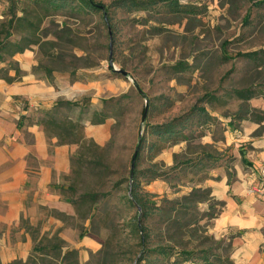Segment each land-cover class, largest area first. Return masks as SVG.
Wrapping results in <instances>:
<instances>
[{"label": "rangeland", "instance_id": "1", "mask_svg": "<svg viewBox=\"0 0 264 264\" xmlns=\"http://www.w3.org/2000/svg\"><path fill=\"white\" fill-rule=\"evenodd\" d=\"M94 1L110 5V23L105 22L101 11L86 10L76 0L56 10L29 0H0V41L21 36L38 40L12 56L7 49L0 48L1 58H4L0 60V73L5 71L3 68L8 70L34 60L30 68L46 67L51 81L54 76L68 74L70 80L78 79L79 94L70 100H79V105L60 106L54 115L59 119L81 117L83 121L103 103L101 111L109 114L111 120L109 137L102 143L103 147L82 148L84 155L78 160L73 157L68 172H54V181L48 188L66 200V196L70 199L83 192H96L93 220L90 222L87 217L89 206L85 201L73 204L72 214L36 202L30 215L22 213L19 226L30 235L37 230L38 239L57 233L65 239L66 248L77 245L79 264H135L142 253L140 231L135 225L140 213L135 212V207L127 203L124 196L135 145L142 134L151 138L144 131L145 122H163L191 114L189 111L196 104L219 115H231L240 105L235 90L254 82L260 85L255 87L256 91L264 94V63L240 54L244 50L264 47V3L257 4V0H176L177 5L175 2L170 5L161 0L153 9L129 12L114 6L113 0ZM186 6L192 10H179ZM13 12L26 15L27 20L12 19ZM109 65L125 69L127 75L121 76ZM119 95L122 98L117 100ZM91 98H95V106L91 105ZM104 99L110 100L104 102ZM145 100L147 111L142 118ZM42 112L43 109H39L40 116ZM195 119V115L188 118L184 132L197 133ZM216 130L222 131L219 124ZM47 131L51 133L50 129ZM26 137L30 138L29 132ZM49 142L52 149L54 144ZM168 145L153 158L142 149L137 163L139 169L156 161L160 170L168 172L166 178L157 177L166 181L165 190L146 189L157 202L145 222L150 233L147 246L163 244L192 248L208 245L211 241V245L217 244L218 238L202 241L209 222L205 212L201 208L190 211L180 204L188 202L190 196L186 192L196 176L190 172L188 164L180 163L181 160L194 156L199 150L213 154L216 151L211 143L199 138L173 147ZM78 147L79 144L76 149ZM168 159L170 163L167 164ZM171 165L176 168H170ZM41 194L38 189L36 196L45 199L46 190ZM28 196L32 197V191ZM199 204L203 207L202 202ZM214 205L219 206L216 202ZM197 214L194 226L180 227L178 222ZM165 216L176 219L172 221ZM194 228L198 232H192ZM228 248L226 242L216 247L223 255ZM34 254L50 257L38 250ZM45 263L46 260L42 263L37 259L33 264ZM163 263L166 264H160ZM182 264L193 262L187 259Z\"/></svg>", "mask_w": 264, "mask_h": 264}, {"label": "crops", "instance_id": "2", "mask_svg": "<svg viewBox=\"0 0 264 264\" xmlns=\"http://www.w3.org/2000/svg\"><path fill=\"white\" fill-rule=\"evenodd\" d=\"M33 63L34 60L18 64L22 73L13 81L0 78V264L28 256L33 240L19 226V221L22 213L31 214L33 204L46 203L65 213H74L71 202L48 188L54 181V172L70 170V154L77 144L56 142L57 137L48 135L38 118L39 109L52 107L58 98L76 99L80 86L78 79L70 80L68 74L54 76L51 81L47 68L33 70L30 68ZM91 99V105L95 106V98ZM248 103L264 110L263 96L252 97ZM218 117L222 131L216 132V125L211 126L204 129L199 140L211 143L222 156L231 154V160L197 173L188 189L208 187L210 196L222 202L220 211L210 219L207 232L229 245L227 264H264V193L251 189L264 167V119L241 118L228 125L226 118ZM83 124L85 134L98 143L109 137L110 117L101 123H91L87 116ZM26 132L30 133L29 139ZM49 141L54 144L52 149ZM180 142L183 141L168 147ZM143 186L150 191L167 188L162 178ZM38 189L42 194L46 190L45 199L36 196ZM31 191L32 197H27Z\"/></svg>", "mask_w": 264, "mask_h": 264}, {"label": "trees", "instance_id": "3", "mask_svg": "<svg viewBox=\"0 0 264 264\" xmlns=\"http://www.w3.org/2000/svg\"><path fill=\"white\" fill-rule=\"evenodd\" d=\"M31 2L37 4H43L45 7H50L53 10L58 9L65 5L67 2L70 3V0H29ZM80 6L88 9L99 10L102 12V16L105 19L106 23H110V5L96 3L94 0H76ZM161 0H113V5L117 7L123 8L124 11H137V10H150L155 7V5L160 2ZM168 4L175 5L178 4L176 0H166ZM257 4L264 3V0H257ZM182 11H191L192 8L190 6H186L183 8H179ZM12 19L17 18L18 20L26 21V15L20 14L17 15L16 13H11L10 16ZM11 22V21H10ZM28 24L32 23L29 21ZM28 40V42H23L24 40ZM37 38H29L26 36H21L20 39L16 38L10 40L0 41V48L1 50L7 49L9 54L14 55V53L20 52L24 50V48L30 43H37ZM10 48V49H9ZM6 51V50H5ZM242 55L250 56L260 63H264V47H260L257 49L251 50H244L240 52ZM3 60L4 58H1ZM110 69L115 71H119L121 76L124 75L120 70H116L114 68ZM3 73H0V78H4L6 81H13L20 77L21 69L18 66H14L8 68ZM13 70V72H9V70ZM258 84L256 82L249 84L243 88H239L235 90V94L240 101V105L238 106L237 110L231 115H219L212 111L207 110V108L203 106H198L197 104L194 105L189 112L191 114H184L182 116H176L171 120H166L163 122L157 123H148L145 122L144 131L146 134L151 135V138H147L143 134L140 135L135 148L131 154H134V166L133 168L130 167V174L128 179V187L125 193L124 199L130 205L135 207V212L139 215L138 222H136V226L139 228V239L140 245L142 246V253L138 256V261L135 264H160L161 262H166V264H182L184 260L189 259L190 262L193 264H227L228 257L227 255L221 254L217 251L216 247L219 246L222 241L219 239L217 244L212 243V241L205 246L194 245L192 248L188 247H181L177 248L176 245H163L157 244L155 246H147L146 240L149 237V232H147V224L145 223L147 220V216L150 213L151 207L155 204L157 205L156 200L151 199V194L144 188V183L148 182L146 179H153L157 177H164L167 176L166 170H160L157 166V162L155 161L153 165L145 167V168H137V163L139 157L141 155V150L144 149L145 152H149L150 157H154L156 153L164 147L166 144L176 143L178 141H194L198 139L200 135L204 132V129L210 128L211 126L217 125L220 123V119L218 117L221 116L222 118L227 119V124L230 125L233 122H237L238 119L241 118H251L261 121L264 119V110L258 109L256 107L251 106L248 103V100L252 97L263 96L261 92L256 91L255 87ZM260 86V85H258ZM121 95H124L121 94ZM121 95L117 96V100L122 98ZM110 99H104V102H108ZM63 105H79V100H70V99H57L52 107L43 109V116L38 118V122H40L43 126L44 131L48 135H54L57 137V141L59 143H68L74 142L79 144L78 149L70 154V165L73 161V157L76 156V160L80 159L84 152L82 148H90L91 146L94 147H103V144L98 143L95 141L91 136H87L84 132V124L81 117L77 120L69 118L59 119L54 114L57 111V108ZM103 103L100 109H93L88 116V119L91 123H101L109 114L101 111L103 110ZM95 115H99V117H94ZM195 115V125L199 128V132L195 134H189L188 132H184L183 128L187 125L188 118ZM146 121V120H145ZM51 131L48 133L47 130ZM257 132V130L255 131ZM208 145V144H206ZM215 150V149H214ZM216 151V150H215ZM130 158V161H131ZM231 160V154L222 156L219 152L216 151L215 154L209 152L207 150H199L195 153L194 156H186L181 160L180 163L188 164L191 168V173H201L202 170H206L207 167L217 166L228 163ZM159 163V162H158ZM131 165V163H130ZM157 166V167H156ZM170 168H176L174 165H171ZM71 170V169H70ZM210 190L208 187L203 186H192L186 194L190 196L188 202H182L181 205L186 206L185 208L194 210L202 209L205 212V217L210 219L217 215L222 207V202L219 200H215L210 196ZM194 197V198H192ZM68 201L75 205L77 201H85L88 202V213L87 217H89L90 222L93 220L95 214L94 209L96 208V201L98 198V194L94 191L83 192L79 196L75 198H70L66 196ZM203 203V207L199 206V203ZM204 202L207 205H204ZM214 202L218 203L219 206H215ZM73 205V206H74ZM157 210L160 207L154 206ZM60 213V212H59ZM201 214H199L200 217ZM167 219L174 221L176 218L165 216ZM197 216L189 217L186 221L178 222L180 223V227H185L186 225L194 226L197 223ZM144 222V223H143ZM209 223V222H208ZM207 223V226H208ZM198 229V225H196ZM196 228L192 230V232H198ZM37 230L32 231L31 237L33 240V244L28 256L23 258H14L9 264H33L37 262L39 259L42 263L46 260L45 264H79L78 262V249L75 247L66 248V241L63 237L58 235L57 233H53L50 237L46 235H42L40 239L37 238L35 234ZM204 235L202 241L211 240L213 237L212 234L204 230ZM80 235H83V232H80ZM204 243V242H202ZM215 244V245H214ZM200 246V247H199ZM175 247V248H174ZM38 250L42 254L50 255L49 258H46L45 255L43 256H36L34 252ZM58 259V260H56ZM183 260V261H182ZM164 264V263H163Z\"/></svg>", "mask_w": 264, "mask_h": 264}, {"label": "built area", "instance_id": "4", "mask_svg": "<svg viewBox=\"0 0 264 264\" xmlns=\"http://www.w3.org/2000/svg\"><path fill=\"white\" fill-rule=\"evenodd\" d=\"M251 189L264 193V167L260 169V176L258 182H253L251 184Z\"/></svg>", "mask_w": 264, "mask_h": 264}, {"label": "water", "instance_id": "5", "mask_svg": "<svg viewBox=\"0 0 264 264\" xmlns=\"http://www.w3.org/2000/svg\"><path fill=\"white\" fill-rule=\"evenodd\" d=\"M109 62H110V64L112 63L111 48H110V51H109ZM114 69L120 70L124 75H127V71L125 69H123V68H114ZM146 111H147V100H145L143 113H142V118H144V116L146 114ZM134 155H135V151H134V154L132 155V158H131V165H130L131 168H133V166H134Z\"/></svg>", "mask_w": 264, "mask_h": 264}]
</instances>
